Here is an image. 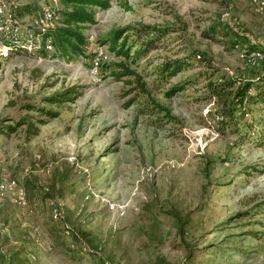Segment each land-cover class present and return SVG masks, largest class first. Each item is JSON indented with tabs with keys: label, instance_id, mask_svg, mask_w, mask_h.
Wrapping results in <instances>:
<instances>
[{
	"label": "rangeland",
	"instance_id": "rangeland-1",
	"mask_svg": "<svg viewBox=\"0 0 264 264\" xmlns=\"http://www.w3.org/2000/svg\"><path fill=\"white\" fill-rule=\"evenodd\" d=\"M93 12L81 28L83 54L71 60L50 56L52 47L41 56L39 41L7 47L0 32L2 123L26 112L24 103L48 107L44 97L82 86L72 103L52 106L57 116L36 135L24 126L0 134V181L16 180L26 197L24 206L0 197L2 251L23 264H264V145L222 123L231 102L207 97L205 77L241 81L261 71L264 0H109ZM119 29L118 40L133 44L162 31L129 63L147 92L127 106L133 94L110 73L121 58L102 41ZM175 58L192 67L157 78V65ZM65 227L85 232L96 254L68 249Z\"/></svg>",
	"mask_w": 264,
	"mask_h": 264
},
{
	"label": "trees",
	"instance_id": "trees-1",
	"mask_svg": "<svg viewBox=\"0 0 264 264\" xmlns=\"http://www.w3.org/2000/svg\"><path fill=\"white\" fill-rule=\"evenodd\" d=\"M61 7L59 15L55 18V25L49 27L41 34L42 40L49 39L52 47L50 56H59L65 60H71L83 54L85 46V37L81 31L83 25H90L95 22L93 9L105 10L109 7V0H59ZM16 13L20 16L31 14L34 11V5L23 4L16 5ZM214 31V28H211ZM223 35L226 32L220 30ZM120 29L112 32L106 39L108 48L121 59L113 63L111 76L116 81H122L127 90L123 95L132 93V97L125 101L127 106L133 101L135 95L146 94L145 82L142 77L130 67L129 63L134 62L138 57L145 55L149 50L156 47V41L162 36V31L152 32L150 37L142 41L126 43L127 37L118 40L121 36ZM205 37L213 38L212 34L206 33ZM234 43V42H232ZM136 47L131 51V48ZM258 51V48L248 47L249 50ZM258 49V50H257ZM41 56H46L47 52L39 50ZM261 51L264 50L262 49ZM203 60V59H202ZM208 65V64H207ZM192 67V62L187 59H171L157 65L155 74L157 78L167 79L177 72ZM216 72L206 73V87L208 89L207 97H216L229 99L230 106L220 113L222 123L240 124L241 129L246 128L247 136L258 146L264 145V66L261 71L251 79L232 80L216 75L217 80H211ZM181 84H176L168 89L167 95L174 91L182 89ZM82 93L81 85H70L59 91H55L43 98L48 107L34 103H24L21 109L26 111L17 117H10L2 123L0 121V134L8 135L15 131L19 126H24L25 135L32 137L37 134L38 127L47 120L57 116V111L52 107H60L64 104L72 103ZM151 102V100H150ZM160 110L165 112V108L154 104ZM236 112V114H235ZM35 113V114H32ZM166 113V112H165ZM245 114L248 115L245 118ZM61 234L69 235L68 249L79 253L96 254L99 249L97 245L88 246L82 236H87L85 232H76L70 228H61ZM70 244H72L70 246ZM86 249L83 250L82 248ZM106 261L98 258L96 264H106ZM108 262V261H107ZM167 264L162 259L157 260V264ZM0 264H23V260L17 257L16 253L5 254L0 247Z\"/></svg>",
	"mask_w": 264,
	"mask_h": 264
},
{
	"label": "built area",
	"instance_id": "built-area-1",
	"mask_svg": "<svg viewBox=\"0 0 264 264\" xmlns=\"http://www.w3.org/2000/svg\"><path fill=\"white\" fill-rule=\"evenodd\" d=\"M15 9L16 6L7 3L6 0H0V32L7 38V47L32 50L39 41L37 44L39 49H50L49 39L42 40L41 34L55 25V17H58L61 9L59 0H36L34 11L23 16L18 15ZM3 48L5 49L6 46ZM250 55L258 56L259 52L252 51ZM3 194L10 196L12 201L19 206L26 204L24 187L14 179L0 181V197ZM33 241L38 242L36 237H33ZM105 263L108 264V262Z\"/></svg>",
	"mask_w": 264,
	"mask_h": 264
}]
</instances>
